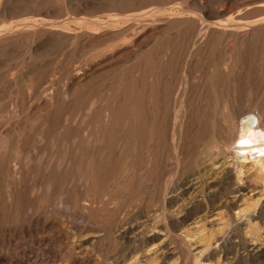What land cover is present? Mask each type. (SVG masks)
<instances>
[{
  "label": "bare ground",
  "instance_id": "obj_1",
  "mask_svg": "<svg viewBox=\"0 0 264 264\" xmlns=\"http://www.w3.org/2000/svg\"><path fill=\"white\" fill-rule=\"evenodd\" d=\"M33 1L37 4L33 9H36L35 7L45 8L49 3L48 0ZM179 1L111 0L110 4L107 3L109 4L107 7H103L112 15L110 17L108 15L106 19L102 16L105 20L98 19L99 22H94L99 26L97 29L103 28V30L101 32L98 30L97 35L94 32L93 37L89 34L91 35L89 44L94 48L104 41H110L109 46L111 42L114 43L113 46L111 45L112 56L124 53L128 61H131L130 65L122 68V66L111 63L76 69L72 78L70 77V83L64 86V88L67 87L62 92L60 89V92L54 94L48 92L45 95L39 92L41 94H36L37 100L31 96L35 102H32L33 107H31L32 104L31 106L26 105L29 107L28 110L26 108L27 116H30L33 111L31 117L38 120L50 118L55 114L57 117V114L63 111L85 108L86 122H78L81 125L74 129L78 139L67 137V134L72 133L68 125V117V119L62 117L65 120L60 122L59 126L56 121L57 127L49 125V122L39 124L36 126V131H33L34 134L28 126L20 122V118L16 122L13 120L15 123L7 128H4L6 127L4 124H0V233H9L14 236L22 229L30 232L31 227L40 232H52V230H57L56 222L43 216L46 209L48 210V204L72 206L75 211L70 213L68 218L71 219L74 234L83 239L73 242L66 255L68 260L64 258L65 264H95L86 244H98L100 238H103L96 236L93 239L89 237V239L86 231L96 228V222H99L96 220H99L98 215L95 216L94 212L96 201L104 194L105 196L110 195L109 200L114 199L113 194L119 192L120 188L123 191V188L129 190L128 188L135 187L138 192L143 190L146 201L145 209L143 208L144 211H142L144 213L140 214V219L139 216L137 217L140 220L139 223L129 225L126 223V220H130L129 216L123 221L120 219L122 216L116 210L112 211L116 214L113 220L110 218L113 224L108 229L117 246L113 254L106 257V264H264V90L257 95L259 96L257 99H254L251 86L242 82L243 76L249 79L253 75L249 73L250 66L247 67H250L248 73L244 72L246 71L244 66L248 65V61L251 62L252 59L248 60V58L246 63L243 56H247L252 48L258 45L252 46L251 42L253 38H257V34L260 33L258 31L261 30L262 33L264 29V16L255 17L261 8L264 11L262 7L264 0H235L236 14L243 15V18L232 22L233 25L228 24L229 19L223 14L224 12L222 13L220 7L216 6L221 5L225 0L210 1L205 6L190 3L186 5V9L179 5ZM9 3H11L10 0H0V46L3 43L7 44L6 40L12 42L9 38L14 36L10 34L15 33L14 30L19 23L20 17L17 12H9ZM67 5L66 7H69ZM24 6L26 7L25 4ZM103 7H100L101 10L104 9ZM147 7H152L149 15L142 14V9ZM100 8L94 10L92 5L90 9L98 13ZM67 10L69 9H66V12ZM70 12H67L66 24H76L83 20L82 17L78 20L77 15H80L78 14L80 11L78 12L76 6ZM98 16L101 18V15ZM47 21H43L38 29L42 28L52 32L57 24L55 26V20L49 23ZM86 21L87 19L82 23ZM161 21H166V24L158 27L155 23ZM198 24L203 29L201 33L205 32L207 37L217 36L216 47L219 48L225 42L228 43V40L223 41L227 37V39L230 37L231 42H234L236 46L228 52L227 47L230 43L227 44L228 46L225 44L227 46L226 56L219 60L212 61L213 58L210 59V57L198 60V56H196L197 59L195 57L194 59L184 58L186 54H189L188 49L195 48V45L192 47L190 44L185 45L187 42H193L188 37V33L191 31L190 28ZM33 25L36 26L34 23ZM82 27L85 28V26ZM242 29L248 31L245 35L243 34V37L240 36ZM56 35L57 33L54 36ZM15 36L18 37L17 34ZM34 36L29 37L28 43L26 41L25 44L29 45ZM76 37L78 35L72 37V40H76ZM187 37L188 40H186ZM263 37L264 33L260 38ZM166 38L168 41L173 38L175 42H166L164 41ZM260 38L258 36V39ZM16 40L19 39L16 38ZM202 40L204 41L205 38ZM250 40L252 41L249 43ZM260 40L261 42L257 40V43L260 42L264 47V38ZM207 41L206 39L205 42ZM215 41L213 42L216 44ZM247 42L251 44L250 47L247 46L246 50L242 51ZM209 44L208 42V46ZM109 46H106L107 49ZM209 47L212 45L210 44ZM105 48L104 51L99 49V52L98 49L94 50V53L98 52L94 55L95 58L107 55L109 49L106 51ZM256 49H258L257 46ZM217 51L220 50L215 48L214 52ZM198 66L201 67L198 68ZM21 87L18 88L21 90ZM10 89H14V86ZM23 106L25 108V104ZM9 114L8 117H10ZM25 116L23 117L26 118ZM121 131H125L121 134L126 141L125 146L122 147L125 155L122 159L118 158V164L121 162L122 165L119 167L114 164L115 166L111 167L108 173L104 172L107 170L105 166H111L108 164L112 161L117 162L114 157L115 151L113 152L112 148L118 145L115 144L114 137L116 138ZM51 132L57 133L58 140L55 144L50 141ZM119 139L122 138L119 137ZM192 140L197 144L201 143L200 146L196 144L195 147L198 146V150L195 151L194 156L188 152L187 146ZM111 141L115 147L111 148ZM51 148L58 156L60 155L57 163L43 158L42 160L41 158L36 159L40 156L39 153L47 152ZM32 152L34 155L30 158L29 155ZM54 159L56 161V157ZM251 160L253 161L248 162ZM103 169L105 170L102 171ZM139 172H143L142 183H139L138 178L136 180V176H140V174L137 175ZM103 173L108 174L103 175L107 176L105 185L100 179ZM135 189L133 190L137 195ZM132 197L129 198L130 201ZM82 202L88 205L85 206ZM119 203L121 204L120 201ZM124 203L123 200V208L126 206ZM119 210L121 211L120 208ZM29 214H32L29 226L20 225L21 217ZM106 218L109 222L111 221L108 217ZM78 220L85 225L83 228L77 226ZM97 226H99L98 223ZM40 241L45 243V238H41ZM45 246L47 248L50 244H45ZM51 246L54 245L51 244ZM56 248L54 246L55 250ZM44 252H47L45 247ZM23 254L24 256L21 257L15 251H4L3 246H0V263L23 264L29 257L25 258L27 255ZM29 260L32 261L28 258Z\"/></svg>",
  "mask_w": 264,
  "mask_h": 264
},
{
  "label": "rangeland",
  "instance_id": "obj_2",
  "mask_svg": "<svg viewBox=\"0 0 264 264\" xmlns=\"http://www.w3.org/2000/svg\"><path fill=\"white\" fill-rule=\"evenodd\" d=\"M11 1V3H9L8 4V10H9V12H17V14L19 15V19H18V22L20 23H18V26H17V28H18V30H19V33H18V30H16L17 28H15V30H14V32L15 33H12V34H10V35H12V36H14L13 38L11 37V38H9V39H11L12 40V42L11 41H7L6 40V42H7V44L5 43H3L1 46H0V115L2 116V118H1V116H0V124L1 125H3L4 124V126H6V127H4V128H7V127H10L13 123H15L16 121H17V119H19L20 120V122L21 123H23V124H25L26 126H28V128H29V130L31 131L32 130V133L34 134V132L36 131V126H38L39 124H44V122H46V123H48L49 122V125H54L55 127H57V126H59L62 122H63V120H65V118H67L69 121H68V125L70 126V129H71V131H72V133L69 135V134H67V137H70V138H72V139H78V137H76L77 136V134H76V132H75V130L74 129H77L81 124L80 123H78V122H86L85 121V108H79V109H76V110H74V111H72V110H68V111H63V110H61V111H63V112H61V113H58L57 114V117H56V114L55 115H52V116H50V118H48V117H46V119L45 118H42V119H40V120H38V119H36V118H33V117H31V114L33 113V111L30 113V116H27L28 115V113H27V110H28V108L29 107H27L28 105L27 104H29V106H31V104H32V106L31 107H33L34 106V103H32V102H35V100H37V93H39V92H41L42 94H48V92H50L49 94H54L55 92L57 93V92H60V90H61V92L63 91V89H65L64 88V86L65 85H68L69 83H70V79L72 78L71 76L74 74L73 72H76V69L78 70V69H80V68H89L90 67V65H98V64H102V65H109V64H111V63H115V65L116 66H122V68L124 67H128V65H130V63H131V61H128V58L126 57V56H124V53H120L119 55H117V56H112L113 54H111V51H112V47H111V45L113 46V44L114 43H112L111 42V44H110V46H109V43H110V41L108 42V41H104V42H102L101 44H99L100 46H95L94 48H93V46H91L90 44H89V38L91 37V35H92V37L93 36H95V34H93L94 32L96 33V35L99 33L98 32V30L99 29H97L99 26H98V24H94V22H99V20L101 21V20H105L106 18H107V16L109 15V17L112 15L111 13H108L107 11V9H105L104 7H107L109 4H110V1L111 0H71V1H69V0H65V1H63V0H58V1H56V0H48L47 2H49L47 5H46V7L45 8H42V9H37V7H35L36 9H37V11H39V12H37L36 11V9H33V7L34 6H36L37 4H36V2H34L33 0H10ZM14 1V2H13ZM27 1V2H26ZM53 1V2H52ZM68 1H69V3H68ZM74 1V2H73ZM84 1V2H83ZM162 1V0H161ZM163 1H165V0H163ZM210 1H212V2H214L215 0H180L179 2H180V4L179 5H182L181 7L182 8H184V9H186L187 8V6L191 3V4H193V3H198V5L200 6L201 4L203 5V6H205L206 4H208V2H210ZM240 1V0H239ZM13 2V3H12ZM90 2H92L91 4L93 5V7H94V10L95 9H98V8H102L103 6V10H101V8H100V10L98 11V13H96L97 11H93V9L91 10L90 8L92 7V5L90 4ZM96 2V3H95ZM109 2V4H107ZM15 3H17V4H15ZM57 3V4H56ZM71 3H72V6L73 5H75L76 7H77V10H78V14H80V15H77L78 16V20H81V19H83L81 22L79 21L78 23H72V24H66V15L68 14L67 12H69V13H71L70 11L75 7V6H71ZM75 3V4H74ZM80 3H81V6H80ZM24 4L26 5V7H28V8H26L25 6H24ZM53 4V5H52ZM64 4V5H63ZM68 4V5H67ZM77 4V5H76ZM79 4V5H78ZM89 4V5H88ZM15 5V6H14ZM18 5V6H17ZM28 5V6H27ZM30 5L32 6V7H30ZM63 5V6H62ZM66 5L67 6H69V7H66ZM95 5V6H94ZM100 5V6H99ZM187 5V6H186ZM201 5V6H202ZM20 6V7H19ZM22 6H24V8L22 7ZM48 6V7H47ZM85 6V7H84ZM216 6H218V8L220 7V10L222 11V13L226 16V18H228L229 19V21H228V24L229 25H233V23L232 22H235V21H238V20H240L241 18H243V15H241V14H236V10L234 9L235 7H236V2H235V0L233 1V0H225L224 2H222V4L221 5H216ZM16 7V8H15ZM86 7H87V9H86ZM89 7V8H88ZM263 7V9H264V6H262ZM12 8H15V9H12ZM19 8V10L17 11V9ZM31 10H30V9ZM80 8V9H79ZM28 9V10H27ZM66 9H69V10H67V12H66ZM90 9V10H89ZM152 9V7H147V8H144V9H142V14H146V15H149L148 13H149V10H151ZM23 10V11H22ZM35 10V11H34ZM261 11L260 12H258L259 14H261V15H259L258 13L255 15V17H263L264 16V11H262V8L260 9ZM20 11V12H19ZM28 11V13H25V12H27ZM33 11V12H32ZM104 11V12H103ZM23 12H24V15H23ZM31 12V13H30ZM85 14H84V13ZM91 12V13H90ZM144 12V13H143ZM20 13H21V15H20ZM64 13V14H63ZM66 13V14H65ZM83 14V16H82V14ZM104 14V15H102V14ZM105 13H106V16H105ZM61 14V15H60ZM90 14V15H89ZM98 15H101V18H100V16H98ZM22 16V17H21ZM24 16V17H23ZM49 16V17H48ZM61 16V17H60ZM102 16H103V18H105V19H103L102 18ZM82 17V18H81ZM91 19H90V18ZM97 19H96V18ZM45 18H46V20H48L47 22L49 23L50 21L51 22H54V20H55V26H56V24H57V26H58V28H57V26L55 27L56 29H54V30H52V32L51 31H45V30H43L42 28H40V29H38L39 28V26H40V24L41 23H43V21L45 22L46 20H45ZM49 18V19H48ZM56 18V19H55ZM81 18V19H80ZM21 19V20H20ZM54 19V20H53ZM87 19V21H88V19H89V21L87 22H85V23H82L83 21H85ZM99 19V20H98ZM40 21V23H39V21ZM62 20V21H61ZM65 20V21H64ZM92 20H94L93 22H92ZM59 21V22H58ZM64 21V22H63ZM25 22H27V24L25 23ZM46 22V23H47ZM62 22V24H60ZM89 22H90V24H89ZM229 22H231V24L229 23ZM22 23V24H21ZM27 25H25V24ZM32 23V24H31ZM33 23L34 24H36V26L35 25H33ZM39 23V25H37ZM81 23V24H80ZM59 24V25H58ZM74 24V25H73ZM85 24V25H84ZM87 24H88V26H87ZM93 26H92V25ZM156 25H158V27H162V26H164V24H166V21H161V22H157V23H155ZM227 24V25H228ZM20 25V26H19ZM62 25V27H60ZM63 25L65 26V27H63ZM71 25V26H70ZM79 25V26H78ZM80 25H82V26H85V28L87 27V29H85L84 27H82V26H80ZM95 25V26H94ZM160 25V26H159ZM22 26L24 27V28H26V29H24V28H22ZM32 28H31V27ZM69 26V27H68ZM98 26V27H97ZM27 27L29 28V29H27ZM71 27V28H70ZM78 27V28H77ZM81 27L84 29V31H83V29H81ZM95 27H96V29H95ZM195 27V26H194ZM194 27H192V28H190L191 29V31H190V33H188L189 35H188V37L191 39V41L193 40V42H191V43H193V45L191 44V43H188L187 42V44L185 45V46H189L188 44H190V47H192V46H194L195 48L193 49V48H190V49H188V51H189V54H186V57H184V58H186V59H189V58H192V59H194V57H195V59H197L198 57L199 58H201V56H202V58L201 59H199L198 58V60H203V58H204V60L205 59H209V57H210V59H212V61L214 60V59H216V60H219V59H223L224 58V56H226V52L228 51H231L232 50V47H235L236 46V44H234V42H231V38L229 37V39H223V41L225 42V41H227L228 43H224L223 44V46H219V48L218 47H216V45L218 44V40H216L217 38V36H215V37H213V36H211L210 37V35H209V37H207L208 35H205V32H202L201 33V31H203V29L201 28V26H199V24L194 28ZM31 28V29H30ZM34 28H35V30H34ZM37 28V29H36ZM63 28V29H62ZM65 28V29H64ZM66 28H68V30H66ZM92 28V29H91ZM197 28V29H196ZM201 28V29H200ZM61 29V30H60ZM70 29H72V30H70ZM189 29V30H190ZM200 29V30H199ZM28 31V32H24V31ZM33 30L35 31V32H33ZM37 30V31H36ZM41 30V31H40ZM56 30H59V31H56ZM77 30V31H76ZM86 30V31H85ZM91 30V31H90ZM103 30V28L102 29H100L99 31L101 32ZM193 30H195L194 32H193ZM197 30H198V32H197ZM264 30V29H263ZM262 30V33H261V30L260 31H258V32H260V33H258L257 34V38L255 39V38H253L252 40H253V42H251L252 40H250V41H248L249 43L251 42V44H252V46H254L255 44H258V45H260V46H258V45H255V47L254 48H252V50L250 51V55L248 54L247 56H243L244 57V59L246 60V63H247V61L248 60H251V62L250 61H248V63L250 64H246L244 67H245V70L246 71H244L245 73H248V70H250L249 68L251 67V70H252V72H251V70L249 71V73L250 74H253L249 79H248V77H246V79H245V76H243V80H242V82L244 81L245 83H248L249 84V86H251V91H252V93H254L253 95H254V99H257V97H259V96H257V95H259V93H261L263 90H264V47L261 45V40L260 39H263V38H260V37H262L263 36V33H264V31ZM21 31V32H20ZM24 33H23V32ZM63 33H62V32ZM67 31V32H66ZM69 31V32H68ZM71 31L73 32V33H71ZM76 31V32H75ZM83 32V33H81V32ZM87 31L89 32V33H87ZM242 31V32H241ZM240 31V33H242V34H240V36H244L246 33H248V31L247 30H245V29H242ZM51 32V33H50ZM54 32V33H53ZM64 32L67 34V38H69V39H67L66 38V34H64ZM92 32V33H91ZM193 32V33H192ZM28 33V34H27ZM34 33H36V34H34ZM44 33V34H43ZM50 33V34H49ZM53 33V34H52ZM57 33V35H56V37L54 36L55 34ZM60 34V36H59V34ZM69 33V34H68ZM79 33V34H78ZM192 33V34H191ZM196 33V34H195ZM17 34V36L18 37H20V38H18V37H16L15 35ZM20 34V35H19ZM22 34V35H21ZM73 34V35H72ZM89 34H91V35H89ZM196 35V36H194V35ZM228 34H230V33H228ZM244 34V35H243ZM261 34V35H260ZM25 35H27L26 37H25ZM30 35V36H29ZM36 37H35V36ZM63 35V36H62ZM65 35V36H64ZM78 35V37H80V38H78V37H76V40L74 39V40H72L73 38L72 37H75V36H77ZM85 35V36H84ZM192 35V36H191ZM31 36H34V38L33 39H35V40H31L30 41V43H29V45L28 44H25V42L28 40V38L29 37H31ZM39 36H40V38H39ZM43 36V37H42ZM85 38H84V37ZM258 36H259V38L260 39H258ZM17 39H19V40H16V38ZM42 37V38H41ZM46 37V38H45ZM47 37H49V39L47 38ZM188 37L186 38V40H188ZM207 37V38H206ZM21 38H26V39H21ZM62 40H61V39ZM87 38V39H86ZM193 38V39H192ZM203 38H205V40L203 41L202 39ZM210 38H211V40H210ZM215 38V39H214ZM8 39V40H9ZM13 39L15 40V41H13ZM59 39V40H58ZM81 39H83L82 41L83 42H81ZM206 39L208 40L207 41V43L205 42L206 41ZM21 40H25V41H21ZM48 40V41H47ZM51 40H53V41H51ZM59 42H58V41ZM166 40V42H171V43H174L175 41V39H173V38H171V39H169V41L167 40V38L166 39H164V41ZM195 40V41H194ZM215 41L216 42V44L213 42V41ZM229 40H230V42H229ZM255 40H256V42H255ZM260 41L259 43H257L258 41ZM44 41V42H43ZM50 41V42H49ZM63 41L65 42V43H63ZM70 41V42H69ZM76 43H75V42ZM212 43H211V42ZM24 42V43H23ZM33 42V43H32ZM39 42V43H38ZM54 42H56V44H54ZM67 42V43H66ZM79 42V43H78ZM195 42H197L196 44H195ZM205 44H204V43ZM208 42L212 45V47H209L210 46V44H209V46H208ZM247 42V43H248ZM13 43V44H12ZM26 43H28V41L26 42ZM58 43V44H57ZM73 43H75V44H73ZM229 43H230V45H229ZM245 44L244 46H243V48L245 47V49H242V51H244V50H246V47L247 46H249V45H251V44ZM12 44V45H11ZM32 44H34L33 46H32ZM53 44V45H52ZM63 44H65L64 46H62ZM71 44H73V46L71 45ZM82 44V45H81ZM87 44V45H86ZM106 44V45H105ZM228 46H226V45ZM8 45V46H7ZM50 45H51V47H50ZM57 45V46H56ZM68 45V46H67ZM78 45V46H77ZM90 45V46H89ZM203 45V46H202ZM215 45V46H214ZM16 46V47H15ZM18 46V47H17ZM29 46H31V47H29ZM76 46L78 47V49L76 48ZM106 46H109L108 47V49L110 50V54H109V50L107 49V47ZM197 46V47H196ZM205 46H208V47H205ZM217 48V50L219 49L220 51H217V52H214V50H215V48ZM256 46H257V48L258 49H256ZM6 47H8V49L6 50ZM22 47H24V48H22ZM50 47V48H49ZM66 48L65 50H64V48ZM100 47V48H99ZM106 47V48H105ZM204 47V48H203ZM226 47L228 48L227 49V51H225L226 50ZM250 47V46H249ZM260 47V48H259ZM2 48V49H1ZM28 48V49H27ZM48 48H49V50H48ZM80 48H82V49H80ZM85 48V49H84ZM96 48V49H95ZM100 49V51H102L104 48L106 49V51L108 52L107 53V55L105 54L104 56H102V57H98V58H95V54H97L98 52H99V49ZM112 48V49H111ZM199 50V51H197V49ZM202 48V49H201ZM206 48V49H205ZM213 48V49H212ZM223 48V49H222ZM56 49V50H55ZM68 49V50H67ZM98 49V50H97ZM193 51H192V50ZM204 49V50H203ZM255 49V50H254ZM1 50H6L5 52L4 51H1ZM52 50H54V51H52ZM78 50V51H77ZM94 50H97L98 52H96V53H94L95 51ZM203 50V51H202ZM59 51H60V53H59ZM90 51H92V52H90ZM104 51V50H103ZM4 52V53H3ZM47 52V53H46ZM50 52V53H49ZM55 52V53H54ZM80 54H79V53ZM82 52V53H81ZM89 52V53H88ZM192 52H194V53H192ZM203 52V53H202ZM214 52V53H213ZM24 55H23V54ZM54 53V54H53ZM91 53H93V54H91ZM257 53V54H256ZM61 54H62V56H61ZM76 54V55H75ZM85 54V56H82V55H84ZM86 54H88V55H86ZM211 54V55H210ZM223 54V55H222ZM255 54V55H254ZM188 55V56H187ZM220 57H219V56ZM252 55V56H251ZM35 56V57H34ZM87 56H88V58H87ZM93 56H94V58H93ZM196 56H198V57H196ZM208 56V57H207ZM27 57V58H26ZM113 57V58H112ZM188 57V58H187ZM222 57V58H221ZM247 57V58H246ZM255 57V58H254ZM89 60H87V59ZM119 58V59H118ZM249 58V59H248ZM37 59V60H36ZM118 59V60H117ZM248 59V60H247ZM255 59V60H254ZM85 60V61H84ZM121 61V63H120V61ZM215 60V61H216ZM54 61V62H53ZM57 61V62H56ZM87 61V62H86ZM116 61V62H115ZM119 61V62H118ZM262 61V62H261ZM56 62V63H55ZM253 62V63H252ZM257 62V63H256ZM260 62V63H259ZM129 63V64H128ZM43 64V65H42ZM119 64V65H118ZM257 64H259V65H257ZM248 66H250L249 68H247ZM253 66V67H252ZM258 66V67H257ZM42 67V68H41ZM55 67V68H54ZM67 67V68H66ZM201 66H198V68H200ZM258 68H260V69H258ZM55 69V70H54ZM71 70H73V71H71ZM70 73H71V75H70ZM244 73V74H245ZM256 73V74H255ZM261 74V75H260ZM3 75V76H2ZM258 75H259V77H258ZM4 77V78H3ZM71 77V78H70ZM11 78H12V81H11ZM16 78V79H15ZM255 78V79H254ZM6 79H7V81H6ZM245 79V80H244ZM254 79V80H253ZM262 79V80H261ZM9 80H10V83H9ZM15 81H17L16 83H15ZM257 81V82H256ZM259 81V82H258ZM2 82H4L5 83V85H4V83H2ZM12 82V83H11ZM243 82V83H244ZM252 82H254V83H252ZM37 84V85H36ZM9 85V87L11 86L12 88H13V86H14V89H10L9 87H7ZM16 85H17V87H16ZM26 85H28V87L26 86ZM31 85V86H30ZM56 85H59V86H56ZM255 85V86H254ZM1 86H2V88H1ZM22 86V87H21ZM56 86V87H55ZM254 86V87H253ZM16 87V88H15ZM18 87H21V90L18 88ZM30 87H32V88H30ZM17 88H18V90H17ZM23 88V89H22ZM27 88H30V90H26L25 91V89H27ZM40 91H39V90ZM56 89H57V91H56ZM60 89V90H59ZM23 90V91H22ZM33 90H35L34 91V93H33ZM44 90V91H43ZM59 90V91H58ZM38 91V92H37ZM28 95V93L30 94V95H28V96H26V94ZM256 92V93H255ZM21 93H23V94H21ZM41 93H39V94H41ZM15 97H14V96ZM19 95V96H18ZM21 95V96H20ZM23 95V96H22ZM31 96H32V98L33 99H35V100H32V98H31ZM22 97V98H21ZM25 97V98H24ZM29 98V100L27 99V98ZM13 98V99H12ZM21 98V99H20ZM25 99H27V101L25 100ZM28 102V103H27ZM15 103V104H14ZM21 103V104H20ZM25 104V108H24V105ZM99 104H101L100 102H99ZM16 105V106H15ZM21 105H22V107H21ZM27 105V106H26ZM19 107V109H17ZM21 108V109H20ZM26 108H27V110H26ZM17 109V110H16ZM25 111H24V110ZM19 110H21V111H19ZM22 110H23V112H22ZM79 110V111H78ZM13 111V112H12ZM17 113H16V112ZM60 111V110H59ZM72 111V112H71ZM84 111V112H83ZM26 112V113H25ZM57 112V111H56ZM82 112V114L80 115V113ZM10 113V114H9ZM14 113V114H13ZM62 113H63V115L65 114V115H68V116H63L62 115ZM71 113H73V114H71ZM8 114H9V116L10 117H8ZM12 114V115H11ZM17 114V115H16ZM7 115V116H6ZM27 117H26V116ZM74 115V116H73ZM18 116V117H17ZM23 116H25L26 118H24ZM60 116H61V118H60ZM73 116V117H72ZM13 117H15V118H13ZM62 117H65V118H62ZM9 118V119H8ZM13 118V119H12ZM22 118V119H21ZM62 119V120H58V119ZM27 119H29V120H27ZM9 120H11V121H9ZM15 122H14V121ZM50 120V121H49ZM53 120V121H52ZM72 120V121H71ZM6 121V122H5ZM9 121V122H8ZM29 121V122H28ZM40 121V122H39ZM52 121V122H51ZM56 121H57V123H58V125L56 126ZM71 121V122H70ZM33 122H34V124H33ZM61 122V123H60ZM56 123V124H55ZM28 124V125H27ZM33 125V126H32ZM31 126V127H30ZM34 127V128H33ZM193 129H194V127H193ZM34 131V132H33ZM124 132L125 131H121L120 132V134L121 133H123L124 134ZM32 134V135H33ZM51 134H52V137H51V140L50 141H52L54 144L57 142V140H58V136L55 134V132H51ZM75 134H76V136H75ZM119 134V135H120ZM123 134H121V136H119V137H121L122 139H119V137L117 136L116 138L114 137V140H115V142H114V140L112 139V141L115 143V144H118L117 146H116V148H112L113 146L115 147V144L112 142H110V146H111V148H112V150H113V152L115 151V155H114V157H115V161H117V162H115V163H113L114 161H112V163H113V165H112V163H109L108 164V166L109 165H111V166H109L110 167V169H109V167H107V166H105V169H107V170H105V169H103L102 171H104V172H109L110 170H111V167L113 168V166H115L114 164H117V166L119 165V167H121V162H119V164H118V158H121L122 159V156L123 155H125L124 154V151H123V146H125L124 144L126 143V141H125V138H123ZM53 139V140H52ZM118 139V140H117ZM120 140L122 141H125L124 143H123V141L122 142H120ZM194 143V145H192ZM53 144V145H54ZM112 144H114V145H112ZM196 144H197V142H194L193 140L191 141V144H188L187 146H188V152L189 153H192V156H194L195 155V153L197 152V150H198V146H200V144L201 143H199V144H197L198 146L197 147H195L196 146ZM191 145V146H190ZM52 146V145H51ZM190 146V147H189ZM194 146V147H193ZM119 147V148H118ZM192 148H193V150H192ZM54 149H55V146H54ZM115 149H117L118 151H116ZM120 149V150H119ZM196 149V150H195ZM199 149H201V148H199ZM191 150V151H190ZM194 151V152H193ZM196 151V152H195ZM119 152H120V154H119ZM121 153H123V154H121ZM48 154V155H47ZM116 154H118V155H116ZM34 154H33V152H32V154H30L29 155V157L31 158L32 156H33ZM39 155L40 156H37V158L36 159H40L41 158V160H42V158L44 159V160H47V161H53V162H56L57 163V161L58 160H60V155L58 156V154H56V151H52V148H51V150H49V151H47V152H42L41 154L39 153ZM56 157V161H54L55 158ZM24 158V157H23ZM53 158V159H52ZM253 160H251V161H248V162H252ZM60 162V161H59ZM103 163H105V161L103 162ZM249 164V163H248ZM105 165V164H104ZM103 166V165H102ZM107 167V168H106ZM109 170V171H108ZM107 173H103L102 174V176L100 177V179H102L101 180V183H103L104 185H105V183H106V179H107V176H103V175H106ZM142 173V174H141ZM139 172L137 175H139L140 174V176H136V180H137V178H138V181H139V183H142L143 182V180H144V177H143V172ZM108 175V174H107ZM140 177V178H139ZM143 177V178H142ZM104 178V179H103ZM142 179V180H141ZM106 180V181H105ZM102 184V185H103ZM103 185V186H104ZM121 187V186H120ZM129 190H125L124 188H123V191H122V188H120V191L122 192H118V193H120V194H118L117 192H115L114 194L113 193H111V195L113 194V195H115V197H114V199L113 198H111L112 199V201H111V199L109 200V197H110V195L108 194L107 196H105L106 194H104V196H100V197H102L103 198V200H102V198L101 199H99L98 201H96V205H95V216H97V218H99V220L98 219H96L97 221H99V222H96V225H95V227L96 228H94V229H92V230H90V231H86V235H88L87 236V238H89V237H91V239H93V237H102L103 239H101L100 238V241H98L97 243L98 244H91V243H89V244H86L87 246H86V248L88 249V252H90V255H91V257H92V259H93V261L95 262V264H98V262H100L99 264H106V257H109V256H111L112 254H113V252H114V250H115V248H116V242L114 243V240H113V238H112V236L110 235V233H109V227H111V225L113 224V216L116 214V213H114L113 214V210H116L117 212H118V214L120 215V216H122L120 219H122L123 221L124 220H126L127 218H128V216H129V218L128 219H130L129 221L128 220H126L125 222L126 223H128L129 225H136L137 223L136 222H140V217H141V215H142V213H144V212H142V211H144V209H145V206H146V201H145V197H144V195H143V193H142V191L143 190H141L140 192H138L137 191V189H135V187L134 188H128ZM133 189H135V191L139 194H137L138 195V197H141L140 199L137 197V195H136V193L134 192V190ZM125 190V191H124ZM126 191H129V192H126ZM132 191H133V193H132ZM124 192H125V194H124ZM127 193H129V195L127 194ZM135 193V194H134ZM123 194H124V196H123ZM131 194V195H130ZM134 194V196L132 197V195ZM100 195H101V192H100ZM122 195V196H121ZM109 196V197H108ZM130 196V197H129ZM136 196V197H135ZM143 196V197H142ZM113 197V196H112ZM121 197H123V198H121ZM131 199V197L133 198L131 201H133V203L130 201V199ZM119 200H118V199ZM139 199V202H138V199ZM116 199H117V201H116ZM121 199V200H120ZM124 200V208H123V205H122V203H123V200ZM128 199V200H127ZM135 199L137 200V201H135ZM143 199V200H142ZM102 200V201H101ZM105 200V201H104ZM107 200V201H106ZM111 201V202H109V201ZM115 200V201H114ZM126 200V201H125ZM142 200V201H141ZM101 201V202H100ZM104 201V202H103ZM114 201V202H113ZM121 202V204L119 205L118 204V202ZM130 201V202H129ZM100 202V203H99ZM135 202H138L137 204L135 203ZM85 203V204H84ZM103 203V205H101ZM131 203V204H130ZM54 204V205H53ZM82 204L83 205H85V206H87L88 204L86 203V202H82ZM104 204H106V205H104ZM111 204V205H110ZM113 204V205H112ZM142 204V205H141ZM98 205V206H97ZM109 205V206H108ZM128 205V206H127ZM130 205H131V207H130ZM133 205V206H132ZM139 205H141V206H139ZM101 206V207H100ZM105 207V209H104V207ZM108 206V207H107ZM136 208H135V207ZM67 207L69 208L70 207V209H67ZM142 209H141V208ZM121 209V211L119 210L118 211V209ZM127 208V209H126ZM140 208V209H139ZM144 208V209H143ZM132 209H133V211H132ZM138 209V210H137ZM59 210V211H58ZM125 210V211H124ZM135 210H137V211H135ZM75 210H74V208H72V206H66V205H57L56 206V204L55 203H51V204H48V210L46 209V212H44L43 213V216H47L46 218H49V219H51V220H53V221H55L56 222V225H57V230H52V232H50V231H48V232H45V231H38V230H36L34 227H31V231L30 232H27L28 230H26V228L25 227H27V226H29V221H30V217H31V215L32 214H29V215H24V216H22L21 217V219H20V221H19V224L20 225H22V226H25L24 228H25V230L26 231H24L23 229V231L21 230V231H19L18 233L19 234H16V235H10L9 233H0V242L2 241V243L4 244H2V243H0L1 245L0 246H3V250L4 251H6V250H10V251H15L17 254H19V256H21V257H23L24 256V254L23 253H25L27 256H25V258H27L28 256V258L29 259H31L32 261H28V258L23 262V264H28V263H32V264H50V263H52V264H65V262H66V260L65 259H67L68 260V257L66 256L67 254H68V252H69V250H70V248H71V246H72V244H73V242H79V241H81L82 239H83V237H78L77 235H75L74 234V229H73V226L71 225V223H70V218H68L69 217V215H70V213H72V212H74ZM130 211V212H129ZM132 211V212H131ZM138 211H140V212H138ZM100 212V213H99ZM115 212V211H114ZM121 212H122V215H121ZM134 212V213H133ZM138 212V213H137ZM130 214V215H129ZM132 214H135V215H132ZM141 214V215H140ZM101 215H102V217H101ZM105 215H107V216H105ZM127 215V217L125 218V216ZM137 215V216H136ZM134 218H133V217ZM139 216V217H138ZM103 217H105L104 219V221H103ZM106 217H108L109 218V220H111L110 222L108 221V219L106 218ZM137 217L139 218V219H137ZM23 218V219H22ZM111 218V219H110ZM124 218V219H123ZM133 220H135L134 221V223L132 222ZM107 222V224H106V222ZM24 222V223H23ZM58 222V223H57ZM97 223H98V225L99 226H97ZM136 223V224H135ZM25 224V225H24ZM69 224H70V226H69ZM105 225V226H104ZM77 226H79V228H83V226H85L84 224H83V222H81V220H78L77 221ZM62 227V228H61ZM104 227H105V229H104ZM69 228H71V230L69 229ZM69 229V230H68ZM107 229V230H106ZM34 231V232H33ZM61 231H62V233H61ZM67 231V232H66ZM23 232V233H22ZM33 232V233H32ZM90 232V233H89ZM26 233V234H25ZM42 233V234H41ZM48 233V234H47ZM3 234V235H2ZM10 236H9V235ZM22 236H21V235ZM28 234V235H27ZM30 234V235H29ZM5 235V236H4ZM44 235H49L48 237H46V236H44ZM94 235V236H93ZM109 235V236H108ZM111 236V237H110ZM5 237H6V239H5ZM9 237V238H8ZM20 237V238H19ZM45 238V243L44 242H41L40 241V239L41 238ZM109 237V238H108ZM8 238V239H7ZM16 238V239H15ZM37 238H39V239H37ZM69 238H70V240H69ZM85 238H86V236H85ZM110 238H112V239H110ZM90 239V238H89ZM106 239H107V241H106ZM20 240V241H19ZM69 240V241H68ZM4 241H5V243H4ZM39 241V242H38ZM58 241V242H57ZM105 241V242H104ZM110 241V242H109ZM34 242V243H33ZM50 242V243H49ZM57 244V246H56V244ZM45 244L47 245H49L50 244V246H47V248H46V246H45ZM51 244L52 245H54L55 246V248H56V250L54 249V246H51ZM106 244V245H105ZM104 245V246H103ZM8 246V247H7ZM33 246V247H32ZM59 246H61V247H59ZM40 247V248H39ZM44 247H45V250H47V252L45 253L44 252ZM89 247V248H88ZM49 248V249H48ZM53 248V249H52ZM60 248V250H62L61 252H60V250H58ZM104 248V249H103ZM13 249V250H12ZM15 249V250H14ZM43 249V250H42ZM106 249V250H105ZM42 250V251H41ZM54 250V251H53ZM67 250V251H66ZM96 251V252H95ZM98 251V252H97ZM51 254H50V253ZM53 252V253H52ZM63 252H67L66 254L65 253H63ZM45 253V254H44ZM56 253V254H55ZM94 253V254H93ZM99 253V254H98ZM20 254H22V255H20ZM47 254H48V256H47ZM53 254H54V256H53ZM64 254V255H63ZM57 255V257H55ZM94 255V256H93ZM101 255V256H100ZM51 256V257H50ZM62 256V257H61ZM66 256V257H65ZM39 257V258H38ZM36 258L38 259V260H36ZM42 258H43V261H41L42 260ZM60 258V259H59ZM62 258V259H61ZM65 258V259H64ZM40 259V260H39ZM95 259V260H94ZM34 260H36V261H34ZM48 260H50V261H48ZM61 260H63V262L61 261ZM28 261V262H27ZM54 263H53V262ZM27 262V263H26ZM62 262V263H61ZM30 263V264H31ZM0 264H7V263H0Z\"/></svg>",
  "mask_w": 264,
  "mask_h": 264
},
{
  "label": "snow or ice",
  "instance_id": "obj_3",
  "mask_svg": "<svg viewBox=\"0 0 264 264\" xmlns=\"http://www.w3.org/2000/svg\"><path fill=\"white\" fill-rule=\"evenodd\" d=\"M242 143H244V141H242Z\"/></svg>",
  "mask_w": 264,
  "mask_h": 264
}]
</instances>
